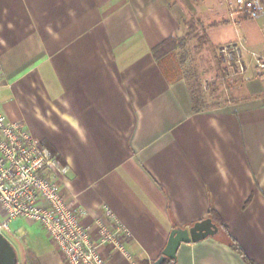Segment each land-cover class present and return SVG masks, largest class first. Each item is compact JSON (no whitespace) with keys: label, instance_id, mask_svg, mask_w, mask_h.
<instances>
[{"label":"crops","instance_id":"crops-1","mask_svg":"<svg viewBox=\"0 0 264 264\" xmlns=\"http://www.w3.org/2000/svg\"><path fill=\"white\" fill-rule=\"evenodd\" d=\"M229 1L0 0V109L67 169L62 194L95 239L97 220L126 232L131 259L99 246L106 264H154L172 229L210 209L264 264V78L252 58L264 55V0L255 19L232 18ZM188 21L202 47L238 45L246 66L242 96L198 113L186 78L152 55ZM26 250L67 264L46 234ZM171 264L245 263L213 237L181 244Z\"/></svg>","mask_w":264,"mask_h":264},{"label":"built area","instance_id":"built-area-1","mask_svg":"<svg viewBox=\"0 0 264 264\" xmlns=\"http://www.w3.org/2000/svg\"><path fill=\"white\" fill-rule=\"evenodd\" d=\"M232 18L255 19L261 11L260 0H230ZM264 34V27L262 28ZM228 70L243 74L246 66L238 45L217 49ZM257 76L264 78V55L252 54ZM67 169L21 122L7 120L0 109V234L9 233L17 219L38 224L55 250L67 264H106L99 246L111 245L126 259L127 236L118 224L97 220V239L81 223L82 214L62 194ZM106 216L112 218L109 210Z\"/></svg>","mask_w":264,"mask_h":264},{"label":"rangeland","instance_id":"rangeland-1","mask_svg":"<svg viewBox=\"0 0 264 264\" xmlns=\"http://www.w3.org/2000/svg\"><path fill=\"white\" fill-rule=\"evenodd\" d=\"M186 61L182 63L184 72L196 75L201 91L206 95L209 105L216 103L223 104L229 99L242 96L240 88L243 83L242 78L228 77L223 75L225 65L220 64L217 54L212 53L207 48L199 45L195 40L186 47ZM228 70V69H227ZM230 73L231 70H228ZM193 81L192 78H189ZM1 221V216H0ZM9 233L5 234L6 239L11 243L15 251V264H23L24 250L28 249L33 242V234L44 236L45 232L35 223H30L23 219L14 220L9 224ZM12 233L18 236L11 237ZM28 233L26 236H22ZM44 233V234H43Z\"/></svg>","mask_w":264,"mask_h":264},{"label":"trees","instance_id":"trees-1","mask_svg":"<svg viewBox=\"0 0 264 264\" xmlns=\"http://www.w3.org/2000/svg\"><path fill=\"white\" fill-rule=\"evenodd\" d=\"M190 31L185 37L181 38H169L155 47L152 51V55L158 65L162 68L166 76H183L188 82V87L190 91L192 111L194 113L202 112L209 110L215 106H218L219 103L214 105H209L206 99V95L201 91L200 84L197 82L196 75L191 71L190 74H186L184 70L183 62L186 61L187 50L186 47L188 44L195 40L199 43L200 46L205 44L204 37H198V34H194L195 28L193 22L188 21ZM192 34H194L192 36ZM192 36V37H191ZM217 58L220 64L223 65L221 58L217 54ZM230 73L227 68H223V75L228 77H239V74L236 71H231ZM189 78H192L193 81H190ZM207 219H211L214 224L219 228V234L214 237L217 241L226 244L232 251H234L238 256L242 258L245 264H254L250 261L243 251L238 246L237 242L230 236L228 229L221 223L220 220L216 218V215L213 209H210L208 212ZM173 261L166 260L163 264H171ZM23 264H38L33 253L26 250L24 253Z\"/></svg>","mask_w":264,"mask_h":264},{"label":"water","instance_id":"water-1","mask_svg":"<svg viewBox=\"0 0 264 264\" xmlns=\"http://www.w3.org/2000/svg\"><path fill=\"white\" fill-rule=\"evenodd\" d=\"M219 228L211 221L204 219L187 228L172 229L161 256L154 264H163L166 260L175 261L181 244L197 243L207 238L216 237ZM15 251L11 243L0 234V264H15Z\"/></svg>","mask_w":264,"mask_h":264}]
</instances>
